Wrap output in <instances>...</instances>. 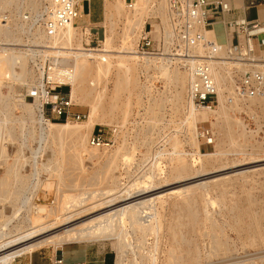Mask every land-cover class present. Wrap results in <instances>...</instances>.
<instances>
[{"label":"rangeland","instance_id":"rangeland-1","mask_svg":"<svg viewBox=\"0 0 264 264\" xmlns=\"http://www.w3.org/2000/svg\"><path fill=\"white\" fill-rule=\"evenodd\" d=\"M95 1L100 5V22L94 23L86 14H83L75 27L80 32L84 31L82 42L85 47L102 49L107 29L106 0ZM127 2L129 3L130 0ZM153 4L155 1L151 2V5ZM21 9L22 11L30 10L26 3ZM5 12L11 14L9 24L17 28L15 32L17 40H5L0 35V43L3 44L2 46L24 51L26 35H23L24 27H20V11L12 7L2 14ZM255 16H257L255 10L249 11V19ZM150 24L156 38L159 37L163 27L167 28L168 25L159 15L149 17L146 21L147 26H145L150 29ZM215 29L221 39L220 27L216 26ZM122 32L123 20H120L114 31V49L111 52L113 61L119 54ZM258 50L264 49L258 46ZM15 56L18 54L15 53ZM139 60L143 61L141 58ZM9 64L5 68L8 73L5 71L7 74L3 77L8 76L1 83L0 92L7 96L14 95V90L16 95L14 96L18 97V100L16 103H0V222L5 216L12 214L17 216L12 221L14 224L11 223L9 226L11 234L17 232L15 230L17 223L20 224L27 216L32 215L31 207L43 205L47 211H55L58 202L68 199L65 194H76L79 189L106 190L112 183L113 176H116L117 182L122 185L139 181L150 184L152 183L150 180H154L160 182L159 186L162 185L163 188L183 183L191 185L203 181L207 182L206 188L204 186L202 189L188 190L182 194H170L156 199L155 206L159 211V217L158 222L154 223L155 227L151 228L152 230L149 229L141 234L139 231H133L127 224L121 226L127 233L126 241L130 244L123 253L118 250L117 239L101 241L106 243L115 262L119 255L120 257L122 255L124 264H169L171 249H174L175 256H185L189 249L196 247L198 250L196 264H264V97L238 101V105L229 109V118L238 119L237 121L242 124L233 125L236 133L232 135V141L223 132L227 124L224 123L220 127L212 126L211 120L214 116L210 120L199 119L198 125L191 131L196 135V146L186 131L185 104L182 102L183 98L177 103V89L173 78L170 76L167 79L158 70L159 68L157 69V65L139 64L135 72L137 86L129 96L131 103H125L129 95L128 91L122 92L116 100L115 112L107 115L106 121L96 122L88 132L87 145L89 148H96L90 144V136L93 132L103 133L107 144L98 146L95 150L97 155L93 158L84 155L81 168L68 173L63 158L74 153L71 143L51 134L42 135L36 120V108L30 105L32 107L30 109L33 110L31 114L30 109L24 103L25 99L28 102H34L27 95L38 87L37 74L31 62L27 58L23 67H17L13 62ZM231 64L225 65L230 72L233 66ZM13 69H17V72ZM114 74L113 67L98 88H105L103 92L105 107L112 103ZM31 78L34 81L32 88L29 84ZM230 80L229 84L232 87V72ZM57 92L69 95L70 86L64 85L58 88ZM74 104L73 111L82 113L83 117L79 121H69L71 124H80L86 120L89 107L85 103L74 102ZM224 105H230L228 99L224 100ZM221 106L217 99V103H213L211 107L219 109ZM45 114V117L54 123L67 122L65 119L54 117L48 109ZM203 126L211 127L216 132L219 148L216 147V142L213 147H204L203 140L199 136V130ZM242 130L245 131L244 134H241ZM197 151L205 155L203 165L209 162L210 167L198 165L197 168L200 167L199 172L201 173L196 177L191 178L192 174H189L184 177L185 179L171 180L169 185H164L163 183H168L162 180L163 176L171 170L176 162L175 158L182 157L192 165L191 160L197 157ZM157 153L161 154L156 159H152V156ZM159 167L165 169L161 175ZM148 173L151 174L152 179L147 178L150 176ZM1 178L8 180L7 184H2L3 179ZM199 178L200 180H197ZM192 195L196 196L194 209L196 208L199 227L196 231L188 233L187 225L183 226L182 232L188 242L177 246L174 245L168 226L185 221V215L184 212L181 213L179 203L183 197ZM251 214L256 217L257 229L249 226V215ZM45 215L44 212L43 216ZM238 223L244 228H239ZM59 245L61 244L49 245L34 252L55 251L54 248ZM29 256L27 254L17 257L13 264H24Z\"/></svg>","mask_w":264,"mask_h":264},{"label":"bare ground","instance_id":"bare-ground-1","mask_svg":"<svg viewBox=\"0 0 264 264\" xmlns=\"http://www.w3.org/2000/svg\"><path fill=\"white\" fill-rule=\"evenodd\" d=\"M153 1H155V4L151 5V2ZM235 1L239 3L240 6L242 5V0ZM24 3L29 5L30 10L22 11L21 8H23ZM133 3L134 7L128 8L129 5L127 0H106L105 13L107 15V29L104 48L95 49L84 46L82 42V32L84 31L81 29L82 32H80V30L74 25H70L65 29L60 30L58 35L55 37H48L41 27H27V23L23 19L24 14L26 11L36 14L39 9V0H0V18L4 16L2 12L6 9L16 7L18 11H20V27H24L23 35L30 30L34 36V42L41 43L43 46L47 47L45 52L50 56H53L63 65L53 74L50 73L51 78H54V80L59 83L70 86L69 95L73 102L85 103L89 107L88 114L85 118L86 120L80 124H71L70 121H67L66 123H54L45 117V100L36 98V100L31 103L25 99L26 96L24 98L25 106H27L28 109L32 108V105L36 108V120L39 123L40 133L42 135L51 134L55 137L63 138L64 140L66 139L71 143L74 153L63 158L65 168L68 173L79 167L81 168V162L84 155H87L90 158L97 155L95 150L98 149V146H94L96 148L91 149L87 145L88 132L96 122L106 121L107 115L115 112L114 110L117 107L116 100H118L119 95L124 91H128L127 93H129V95L126 98L125 103H131L129 96L131 95L132 90L137 86L135 72L139 64L157 65V69L159 68L158 70L167 79H169L170 76L173 78L177 89V103H179V101L182 100L181 98H183L182 102L185 104L184 112L185 124H187L186 131L196 146V135L195 133L192 134L191 131L198 125L199 119L210 120L211 117L214 116V119L211 120L212 126L220 127L224 123L227 124V126L223 128V132L225 136L228 138L230 137L231 141L233 140L232 135L236 133L233 125L241 124V122L237 121L238 119L229 118L230 116L228 115L229 109L234 107L239 100L235 98L233 103H229V106L224 105V100L234 94L232 87L229 84V81L231 82V72L225 68V65L233 63V60L226 59L225 50L222 49L218 56H216L217 59L214 61L215 65L213 68V73L219 85V94L217 99L222 106L219 107V109H213L211 107L213 104L205 107H196L189 102L188 96L186 95L188 94L189 85V74L187 71H183L178 68L172 70V67L165 64H158L155 60L150 58H145L143 61H140V57L134 54H137L134 49L137 39L141 37L142 31L144 30L146 21L149 17L159 15L163 21L168 23L166 0H134ZM120 20H123V32L121 35L122 42L118 49L119 54L116 56V60L113 61L111 52L114 49V31L116 24ZM241 20L244 19L241 18L240 21ZM16 30L17 28L11 26L9 23L4 25L0 21V35H2L5 40L16 41ZM210 33L212 34V32ZM210 33H208V35ZM139 35L140 37H138ZM2 45L3 44L0 43V86L3 80L6 79V76H8L6 75L3 77L8 73L5 68L9 62H13V64H16L17 67H23L27 58L31 62L32 68L37 74V86H39L43 81L44 73L40 68L39 63L36 62L35 55L32 50L28 49V47L23 48L24 51L21 49L15 50V48L5 47ZM15 53H17L18 56H15ZM262 53H264V50H262ZM133 58L135 59L133 60ZM114 62L115 64H113ZM113 67L115 74L111 95L112 103H110L108 107H105L103 103V92H105V88H98L103 78H105L107 74H110ZM5 71L7 73H5ZM171 74H173V76ZM16 77L18 78L17 75ZM33 82V78H31L29 82L30 87H33ZM13 92L15 95L14 90ZM14 95L5 96L0 92V103H16L18 97H15L16 95ZM255 98L257 97H253L252 99ZM31 111L33 110L30 109L29 112L31 113ZM200 132L201 130H199V134ZM213 132L215 135L216 147L219 148L220 146L219 143H217L216 132ZM244 133L245 131L242 130L241 134ZM160 154L161 153L155 154L152 156V159H156V157ZM196 154L197 157L191 160L194 163L193 164L191 162L192 165L186 162L182 157L175 158V164L162 179L168 184H163L169 185V181L176 179L179 180V178H184L189 174H192L191 178H194L196 175L201 173L199 172L200 167H203L204 165L208 167L209 162L204 163L203 165V158L205 155L201 154L199 151H197ZM198 165H200L199 168H197ZM154 166H157V164H154ZM163 168L159 167L158 169L160 175L164 173L165 169L163 170ZM149 175L150 176H147V178L152 179L151 174ZM116 179V176L112 177V183L106 190L89 191L79 189L76 194H65L66 197L68 196V199L58 202V206L55 211H47L46 207L43 205L31 207L30 209H32V215L27 216L25 221H21L23 225H21V223L18 224V221L16 222V228H14L17 232L14 234L10 233L11 230L9 229V226L17 216L14 214L5 216L2 222H0V264H13L17 257L27 254L30 255L33 251L42 247L49 245L55 246L57 244H63L71 241H103L107 239H117L116 245L118 250L123 253L126 251L125 249H128L130 244L128 243L129 241H126L127 233L121 226H125L127 224L133 231H139L141 234L145 233L149 229L153 228L155 221L158 222L157 219L159 217V211L155 206L156 199L162 198L165 195H177L186 191L188 192V190L198 188L202 189L204 186L205 188L207 187V182L203 181H198L197 183L191 185H186L183 181V184L163 188L162 185L161 187L159 186L160 182H155L154 180H150V182H152L150 184H148V182L139 181L132 184L122 185L117 182ZM197 180H200V178ZM7 182L8 180H5L4 178L1 183L7 184ZM22 184L24 183L22 182ZM61 195L63 194L61 193ZM195 199V195L183 197L179 205L181 204L180 211L182 210L181 213L184 212L185 221H180L179 223L176 222L168 226L174 245L179 246L182 243L188 242V239L182 232L183 226L187 225L186 227L188 233L196 231L199 227L196 208L194 209V202H196ZM204 199L206 200V198ZM206 206L204 207L207 208ZM44 212L46 213L45 217L43 216ZM255 218L256 217L252 216V214L249 215V226L252 229H257V226L255 225ZM152 220L154 222H152ZM238 227L244 228V226L239 223ZM217 244L220 245L219 241H217ZM173 252L174 249H171L169 264H196L198 261V250L196 247L189 249L185 256H175ZM117 259L116 264H124L122 255L121 257L119 255Z\"/></svg>","mask_w":264,"mask_h":264},{"label":"built area","instance_id":"built-area-1","mask_svg":"<svg viewBox=\"0 0 264 264\" xmlns=\"http://www.w3.org/2000/svg\"><path fill=\"white\" fill-rule=\"evenodd\" d=\"M262 2L264 0H252L251 5ZM166 3L167 28L163 27L158 38L154 36L151 24L150 29L145 24L142 31L136 46L137 55L142 60L150 58L158 64L187 71L188 100L196 107H205L217 103L219 85L213 68L216 56L223 49L226 59L233 60L234 94L228 98V102L233 103L235 98L243 102L253 97H264V53L258 50V46L264 49V21L244 19L225 24L222 16L232 10L231 0H166ZM82 4L80 0H39L38 12L26 11L23 19L27 27H41L48 37H55L60 30L78 25L83 15ZM128 5V8H133V0ZM10 15L9 12L4 13L0 18L2 24L9 23ZM219 21L224 24L226 35L232 31L235 37L224 43L218 42L214 25ZM24 35L25 47L32 50L44 73L42 83L27 96L33 101L36 98L45 100V113L48 109L54 117L66 121L81 120L83 114L73 111L75 104L70 95L57 92L58 88L67 84L59 83L50 76L63 66L62 63L45 52L47 47L34 42L30 30ZM199 136L205 148L214 146L215 135L211 127L203 126ZM105 139L103 133L93 132L90 144L101 147L107 144ZM55 264H62V259H56Z\"/></svg>","mask_w":264,"mask_h":264},{"label":"crops","instance_id":"crops-1","mask_svg":"<svg viewBox=\"0 0 264 264\" xmlns=\"http://www.w3.org/2000/svg\"><path fill=\"white\" fill-rule=\"evenodd\" d=\"M252 0H242V6L235 0H231L232 10L226 12L222 16V20L228 22L240 21L241 18L246 21L259 19L264 21V2L260 5H251ZM83 14L89 17L94 23L100 22L99 15L100 5L95 0H83ZM255 10L257 16L249 19L248 13ZM216 26L220 27L222 38L219 39L216 31ZM228 31L230 32L229 28ZM214 32L218 42L224 43L231 37H235L232 31L226 35L225 26L222 22H217L214 25ZM55 251H39L32 252L28 261L24 264H55L56 259H62V264H116L106 243L101 241H71L66 242L54 248Z\"/></svg>","mask_w":264,"mask_h":264}]
</instances>
